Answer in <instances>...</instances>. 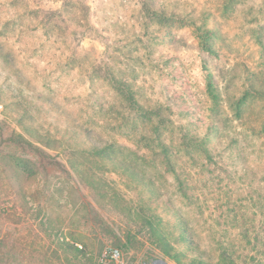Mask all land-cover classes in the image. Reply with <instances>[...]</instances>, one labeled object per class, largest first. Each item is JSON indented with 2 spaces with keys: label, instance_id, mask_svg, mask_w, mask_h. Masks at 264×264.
<instances>
[{
  "label": "rangeland",
  "instance_id": "374dc122",
  "mask_svg": "<svg viewBox=\"0 0 264 264\" xmlns=\"http://www.w3.org/2000/svg\"><path fill=\"white\" fill-rule=\"evenodd\" d=\"M0 127L63 164L0 150L4 250L35 238L0 264H177L149 224L183 264V229L207 264H264V0H0Z\"/></svg>",
  "mask_w": 264,
  "mask_h": 264
},
{
  "label": "trees",
  "instance_id": "16d2710c",
  "mask_svg": "<svg viewBox=\"0 0 264 264\" xmlns=\"http://www.w3.org/2000/svg\"><path fill=\"white\" fill-rule=\"evenodd\" d=\"M144 4V2H142ZM85 4H82V8H85ZM161 13V12H160ZM55 16V13H53ZM170 18H177L175 15H171ZM199 44L202 50L205 52L214 53V50L212 46L209 44V39L206 36H200L199 37ZM205 71H207V67L205 66ZM209 80L208 84V90L209 93L214 96V90L212 88V79L210 76H207ZM112 80V79H111ZM113 85H119V82H116V80H112ZM137 106V105H136ZM140 109V106H138V109ZM28 131V129H26ZM28 133V132H27ZM31 134H27V136L30 137ZM41 136H38V138ZM44 144L47 146V144L44 141ZM162 146V144H161ZM5 148H11V149H17L20 151H23L25 153H28L30 155H33L34 157L38 158L41 164L47 163L48 165H54L56 167L62 168L63 164L61 161L58 160H52L49 154H47L43 149L38 148L37 146H33L30 141L22 134L17 133L15 131L6 132L0 127V150H4ZM95 152V148L93 150ZM164 157V163L167 166V171L175 174L177 181L179 184H182L180 181V176L177 168L175 167L174 160L171 158V156H168L166 153L163 154ZM4 159L5 157H2L0 155V173L7 174L12 172L14 169L13 167L17 168V165L15 162L9 163L6 162ZM139 182L142 183L141 178H137ZM144 179V178H143ZM145 181V180H144ZM2 180H0V189H2ZM148 189L152 190V187L149 186V184H145ZM18 203L16 201H13V203H10L9 205H3L0 202V262L7 261L11 256V254L19 249V254L21 257H24V255H28V257H35V238L32 236H29L28 239L24 238H18L16 237L13 239V243L11 244V250L5 251V237L2 236V224L7 223V221H14L13 219H16L19 221V219L22 217L21 213H18ZM149 228L152 230V234L154 239L157 241L159 247L161 248V252L175 261L177 264H183V259L186 257L184 252H181V250H177L174 248L170 241L165 237V235L159 231H157L151 224H149ZM180 243L183 242L185 244V247L193 249L195 251L196 256L193 257L188 264H207L203 261L200 252L197 250V246L193 243V240L190 236L187 235L185 229L182 230L180 234ZM27 241H29L27 243ZM71 253L73 256H71L70 260L74 261L78 257H82L85 253L81 250H78L77 248L70 246ZM43 256L44 253H42ZM13 257L15 255H12ZM6 263V262H5Z\"/></svg>",
  "mask_w": 264,
  "mask_h": 264
},
{
  "label": "built area",
  "instance_id": "2783aa9c",
  "mask_svg": "<svg viewBox=\"0 0 264 264\" xmlns=\"http://www.w3.org/2000/svg\"><path fill=\"white\" fill-rule=\"evenodd\" d=\"M118 257V251L114 248H107L104 253L102 254V259H116Z\"/></svg>",
  "mask_w": 264,
  "mask_h": 264
}]
</instances>
